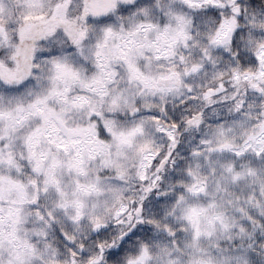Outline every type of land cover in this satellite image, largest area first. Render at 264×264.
<instances>
[{"label": "clouds", "instance_id": "9594fccd", "mask_svg": "<svg viewBox=\"0 0 264 264\" xmlns=\"http://www.w3.org/2000/svg\"><path fill=\"white\" fill-rule=\"evenodd\" d=\"M0 264H264V0H0Z\"/></svg>", "mask_w": 264, "mask_h": 264}]
</instances>
